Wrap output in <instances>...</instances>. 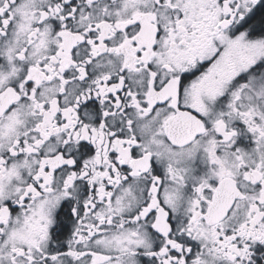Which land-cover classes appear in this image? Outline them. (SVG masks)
<instances>
[{
  "label": "snow or ice",
  "instance_id": "6c2138e0",
  "mask_svg": "<svg viewBox=\"0 0 264 264\" xmlns=\"http://www.w3.org/2000/svg\"><path fill=\"white\" fill-rule=\"evenodd\" d=\"M0 264H264V0H0Z\"/></svg>",
  "mask_w": 264,
  "mask_h": 264
}]
</instances>
